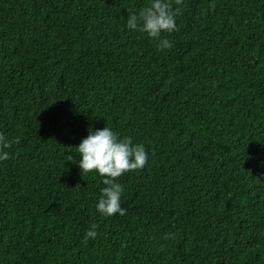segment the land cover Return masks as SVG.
Here are the masks:
<instances>
[{
  "label": "trees",
  "instance_id": "16d2710c",
  "mask_svg": "<svg viewBox=\"0 0 264 264\" xmlns=\"http://www.w3.org/2000/svg\"><path fill=\"white\" fill-rule=\"evenodd\" d=\"M148 2L0 0V264H264V0H183L163 52ZM106 126L148 153L124 216L67 160Z\"/></svg>",
  "mask_w": 264,
  "mask_h": 264
},
{
  "label": "clouds",
  "instance_id": "9594fccd",
  "mask_svg": "<svg viewBox=\"0 0 264 264\" xmlns=\"http://www.w3.org/2000/svg\"><path fill=\"white\" fill-rule=\"evenodd\" d=\"M212 7H215L213 4ZM183 14V0H149L138 12H129L127 28L145 33L154 40L160 51L170 50L172 42L163 36L164 33L178 31L177 17ZM19 143V138L9 139L0 133V161L10 158L7 151L12 144ZM76 153L81 159L68 155V159L79 164L81 175L97 172L103 177L105 187L96 205L97 211L104 217L116 214L124 216L127 210L121 207L123 185L118 179L126 173L141 170L148 162V153L143 144L133 143L129 136L119 137L108 126L89 131V135L76 145ZM98 225L93 223L84 236V242L95 240L98 236ZM175 233H166L164 239H175Z\"/></svg>",
  "mask_w": 264,
  "mask_h": 264
}]
</instances>
